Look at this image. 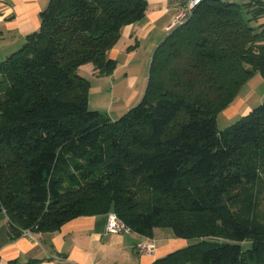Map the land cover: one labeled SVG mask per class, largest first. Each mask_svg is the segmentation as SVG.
<instances>
[{
	"label": "trees",
	"instance_id": "1",
	"mask_svg": "<svg viewBox=\"0 0 264 264\" xmlns=\"http://www.w3.org/2000/svg\"><path fill=\"white\" fill-rule=\"evenodd\" d=\"M146 9L49 0L39 28L0 60L9 233L114 212L131 232L200 239L153 264H264V102L222 130L216 122L251 75L264 77V0H203L154 48L136 105L114 120L89 110L79 67L111 73V48Z\"/></svg>",
	"mask_w": 264,
	"mask_h": 264
},
{
	"label": "crops",
	"instance_id": "2",
	"mask_svg": "<svg viewBox=\"0 0 264 264\" xmlns=\"http://www.w3.org/2000/svg\"><path fill=\"white\" fill-rule=\"evenodd\" d=\"M146 1L145 17L125 25L121 30L122 38L130 40L134 36H152L151 31L156 25L168 27L178 9L186 2ZM48 2L49 0H0V60L19 47L26 35L39 28L40 13L46 9ZM118 53L117 48H111L110 55L114 59ZM257 85L264 88V79L260 78ZM137 95L134 97L137 98ZM136 98L129 102V108L137 101ZM262 100L264 91L259 97L251 99L238 93L217 114L216 122L221 117L226 128L247 115ZM105 226L106 214L82 215L68 220L55 231L33 232L31 236L12 238L8 218L4 211H0V264H27L32 260H36L37 264H153L155 260L188 244L187 240L176 237L169 228H155L150 236H146L131 231L107 233ZM156 230H159L160 236H157ZM143 242L153 243V251H138L137 245Z\"/></svg>",
	"mask_w": 264,
	"mask_h": 264
},
{
	"label": "rangeland",
	"instance_id": "3",
	"mask_svg": "<svg viewBox=\"0 0 264 264\" xmlns=\"http://www.w3.org/2000/svg\"><path fill=\"white\" fill-rule=\"evenodd\" d=\"M234 3H243L248 0H225ZM260 22H264V17L260 18ZM167 25L164 27L156 25L151 31V35L142 37H132L130 40L122 38L121 35L116 40L112 48H117L119 53L116 56L115 67L111 73L101 75L94 72L91 63H85L78 69L79 74L88 79L89 88L87 94V107L89 110L99 111L101 114L111 119L118 118L129 109V102L137 95V101L132 105H136L143 97L147 80L151 55L156 47V43L166 35ZM24 40L20 43V48ZM18 46V45H17ZM15 48V49H16ZM264 79L259 73L251 75L242 85L239 94L248 99L254 96L259 97L264 91L262 86L257 85L258 80ZM253 95V96H252ZM264 102L262 100L260 103ZM257 103V104H260ZM219 129H224L225 125L221 121V117L217 121ZM158 229V228H156ZM157 236H160L159 230H156ZM188 244L199 241V238H188ZM242 246L247 248L249 242H243Z\"/></svg>",
	"mask_w": 264,
	"mask_h": 264
},
{
	"label": "built area",
	"instance_id": "4",
	"mask_svg": "<svg viewBox=\"0 0 264 264\" xmlns=\"http://www.w3.org/2000/svg\"><path fill=\"white\" fill-rule=\"evenodd\" d=\"M203 0H186L185 4L178 9L172 23L167 27V30L172 28L174 25L180 23L185 17L190 15L193 8ZM105 231L107 233H128L130 228L125 225L114 212H108L106 214V226ZM32 231L30 229H23L21 235L31 236ZM138 251L142 253L152 252L154 244L151 242H143L137 245Z\"/></svg>",
	"mask_w": 264,
	"mask_h": 264
}]
</instances>
